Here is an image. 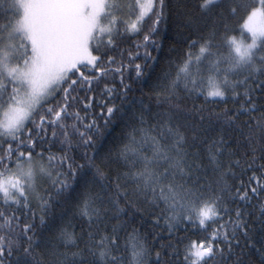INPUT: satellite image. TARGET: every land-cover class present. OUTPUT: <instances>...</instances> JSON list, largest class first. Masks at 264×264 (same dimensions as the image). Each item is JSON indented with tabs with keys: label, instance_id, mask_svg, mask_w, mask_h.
<instances>
[{
	"label": "trees",
	"instance_id": "obj_1",
	"mask_svg": "<svg viewBox=\"0 0 264 264\" xmlns=\"http://www.w3.org/2000/svg\"><path fill=\"white\" fill-rule=\"evenodd\" d=\"M116 2L112 44L94 42L90 49L98 57L97 67H80L92 86L81 87L83 77L71 72L33 114L37 122L48 117V108L66 103L67 89L73 115L57 122L65 127L45 123L37 128L30 121L19 134L23 143L0 139V154L11 143L13 149L31 151L51 172L28 190L26 206L0 202V211L14 218L11 230L0 229L11 241L6 245L10 253L6 250L0 262L132 264L135 241L144 250L141 264H187L190 244L216 233L211 264H264V187L256 182L264 183V50L256 49L254 66L232 69L226 42L232 36L249 38L243 24L258 0H218L207 9L202 0H164L137 23V30L129 27L137 22L135 0ZM16 18L11 0H0V25L11 30ZM202 45L210 54L198 67L194 59L189 65L197 81L193 85L180 69L190 53L199 55ZM71 79L77 83L68 87ZM209 79L221 86L223 98L208 96ZM166 127L184 138L183 160L191 171L182 182L194 198L216 202L219 215L203 227L195 217L189 221L184 212L142 191L131 178L139 170L125 155L132 138L139 143L142 130L159 136ZM174 142L165 133L162 143ZM143 151L150 155L148 146ZM49 156L54 157L51 163ZM244 191L248 196L240 199ZM101 252L107 255L101 258Z\"/></svg>",
	"mask_w": 264,
	"mask_h": 264
},
{
	"label": "snow or ice",
	"instance_id": "obj_2",
	"mask_svg": "<svg viewBox=\"0 0 264 264\" xmlns=\"http://www.w3.org/2000/svg\"><path fill=\"white\" fill-rule=\"evenodd\" d=\"M163 3L164 0H135L138 9L137 22L129 27L137 30V23L152 11L154 5L162 7ZM215 3L217 0H202L201 7L207 9ZM258 4V7L250 11L243 24V30L250 34L251 42L246 44L235 36L227 38L232 69L254 66V58L258 55L256 49L259 47L264 50V0H258ZM11 7L17 17L14 26L9 30L8 25H0V139L8 137L12 141L23 143L19 134L26 130L25 125L30 121L36 124L37 128H43L45 123L65 127L63 123L57 122L61 121L62 116L73 115L68 112L67 89L66 103L55 110L48 108V117L41 116L37 122L33 114L42 101L54 93L65 80H69L68 74L71 72L81 74L86 82L82 83L81 87L92 86L91 79L84 76L79 65L97 67L98 57L92 55L90 46L94 42L112 44V33L119 13L116 10V0H11ZM154 16L155 25L159 23V11ZM148 39V36H145V40ZM206 53L210 54L208 46H200L199 55L193 58L190 53L180 69V73L187 76L193 85H196L197 81L189 65L193 64L194 59L198 67V62ZM260 60L264 63V56H261ZM135 68L136 74L140 75V65H135ZM115 71L120 72L121 68L117 67ZM76 83L75 79H71L68 87ZM224 83L228 84L227 76L224 77ZM209 85L208 96L223 98L224 93L218 83L209 79ZM106 91L111 92L112 89ZM112 112L113 108L108 107L107 114L111 116ZM74 115L79 119V113ZM92 126L90 124L87 127ZM142 131L144 134L141 141L138 143L133 137L132 144L125 153L139 168L131 178L140 189L150 192L154 199L164 201L174 211L184 212L189 221L195 217L201 227L217 217L219 212L216 202L194 198L193 190L182 182L191 171L190 167L186 169L183 160V136L170 127L161 131L159 136L154 134V130ZM165 133L175 137L173 144L162 143ZM28 143H32L31 135L28 137ZM145 146H148L150 155L144 154ZM53 159L54 157L49 156V163ZM43 175H51V172L41 161L33 158L31 151L26 153L18 147L13 149L9 143L7 150L0 154V202L17 206L24 203L26 206L28 190L33 187L37 178ZM58 182L64 188L68 187L63 181ZM256 182L264 187V183L259 180ZM250 190L252 193L257 192L255 187ZM247 196L248 191H244L239 198L245 199ZM0 218L3 221L0 223V229L11 230L13 216L0 211ZM215 239L216 233H213L206 241H193L186 249L184 259L187 264H211V258L215 256L212 244ZM10 244V240L0 235V256H3L6 250L10 253V247L6 248V245ZM101 244L103 245V241ZM131 247L132 264H141L144 254L142 246L132 241ZM105 255L106 252L100 253L101 258Z\"/></svg>",
	"mask_w": 264,
	"mask_h": 264
},
{
	"label": "rangeland",
	"instance_id": "obj_3",
	"mask_svg": "<svg viewBox=\"0 0 264 264\" xmlns=\"http://www.w3.org/2000/svg\"><path fill=\"white\" fill-rule=\"evenodd\" d=\"M217 1H218V0H217ZM127 9H128V11H129V10L131 9V7H128ZM135 10H136V16H137V9H135ZM127 21H128V20H127ZM135 21H136V19L134 20V22H135ZM243 32H244L245 34H247V35L249 36V38H247V39H245V40H244V39H238V40H242V41H243L244 43H246V44H247V43H250V42H251V40H250V34L247 33V32L244 31V30H243ZM92 55H93V54H92ZM80 66H83V65H79V67H80ZM87 66H92V65H87ZM53 94H54V93H52L50 96H48L47 99H45L44 101L41 102V104L44 103V102H46L48 99H50V98L53 96Z\"/></svg>",
	"mask_w": 264,
	"mask_h": 264
},
{
	"label": "bare ground",
	"instance_id": "obj_4",
	"mask_svg": "<svg viewBox=\"0 0 264 264\" xmlns=\"http://www.w3.org/2000/svg\"><path fill=\"white\" fill-rule=\"evenodd\" d=\"M131 18L128 16L127 18H125V20H130ZM91 48V47H90ZM91 50V49H90ZM92 52V50H91ZM92 54L94 55V53L92 52ZM95 56V55H94ZM84 67H93V66H86V65H83ZM83 66H80V67H83ZM82 77V76H81Z\"/></svg>",
	"mask_w": 264,
	"mask_h": 264
}]
</instances>
